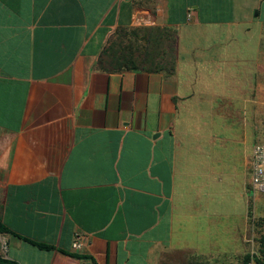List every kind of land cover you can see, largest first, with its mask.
I'll list each match as a JSON object with an SVG mask.
<instances>
[{
	"label": "crops",
	"instance_id": "0c3cea01",
	"mask_svg": "<svg viewBox=\"0 0 264 264\" xmlns=\"http://www.w3.org/2000/svg\"><path fill=\"white\" fill-rule=\"evenodd\" d=\"M262 121L260 0H0V260L234 264Z\"/></svg>",
	"mask_w": 264,
	"mask_h": 264
},
{
	"label": "trees",
	"instance_id": "16d2710c",
	"mask_svg": "<svg viewBox=\"0 0 264 264\" xmlns=\"http://www.w3.org/2000/svg\"><path fill=\"white\" fill-rule=\"evenodd\" d=\"M138 34V31L135 34ZM140 33L145 35L146 38V48L142 52L141 56H138L139 53L130 51L131 48L122 45L123 42L122 38L116 42L119 45V50H122V56H124L123 62H126L127 67L134 68L136 66L133 61L135 59L143 57L145 58L148 63L147 65L151 64L150 68L153 67L158 71H166L171 72L175 66V56H174V43H175V33L172 32L167 27L164 28H145L140 30ZM138 37V36H136ZM156 49V50H154ZM131 54V55H130ZM135 54H137L135 56ZM143 64H146L143 62ZM0 233H11L9 229L0 222ZM40 248H48L42 244L38 245ZM250 256H246L242 264L250 263ZM0 264H17L5 260H0Z\"/></svg>",
	"mask_w": 264,
	"mask_h": 264
},
{
	"label": "rangeland",
	"instance_id": "374dc122",
	"mask_svg": "<svg viewBox=\"0 0 264 264\" xmlns=\"http://www.w3.org/2000/svg\"><path fill=\"white\" fill-rule=\"evenodd\" d=\"M119 39V38H118ZM121 43L124 46L130 47V51L144 50L147 46L139 40H132L128 36L122 38ZM120 40V39H119ZM140 54V53H139ZM261 142L264 143V121L261 123ZM258 199H255L254 204L256 209L252 210V205L248 216V232H246V242L244 244L243 255L235 259L234 264H242L246 256H250L252 264H264V195L257 192ZM258 207V209H257ZM241 251V249L239 250Z\"/></svg>",
	"mask_w": 264,
	"mask_h": 264
},
{
	"label": "built area",
	"instance_id": "2783aa9c",
	"mask_svg": "<svg viewBox=\"0 0 264 264\" xmlns=\"http://www.w3.org/2000/svg\"><path fill=\"white\" fill-rule=\"evenodd\" d=\"M264 2V0H260ZM252 189L254 193L264 195V143L256 144L252 150ZM83 238L80 234L75 235L73 249L82 247ZM248 264H252L251 262Z\"/></svg>",
	"mask_w": 264,
	"mask_h": 264
},
{
	"label": "water",
	"instance_id": "95a60500",
	"mask_svg": "<svg viewBox=\"0 0 264 264\" xmlns=\"http://www.w3.org/2000/svg\"><path fill=\"white\" fill-rule=\"evenodd\" d=\"M159 136V134H156L155 136H154V138H157Z\"/></svg>",
	"mask_w": 264,
	"mask_h": 264
}]
</instances>
